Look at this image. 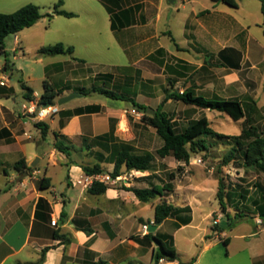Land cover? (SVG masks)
Masks as SVG:
<instances>
[{
    "label": "crops",
    "instance_id": "0c3cea01",
    "mask_svg": "<svg viewBox=\"0 0 264 264\" xmlns=\"http://www.w3.org/2000/svg\"><path fill=\"white\" fill-rule=\"evenodd\" d=\"M20 1L0 0V13H12L28 2L39 7L45 2L52 3L54 7L59 0H27L22 4ZM62 1L61 9L74 13V17H44L14 34V45L8 43L9 49L4 45L12 60L8 70L10 81L7 86L0 87V264H92L99 260L104 264H153L159 245L155 241L149 242L143 226L153 223L154 217L145 218L139 210L148 203L154 210L163 199L176 206L180 203V206L191 208L193 197H198L201 192L200 183L188 180L178 183L174 173L172 192L142 202L133 191L124 187L163 185L168 180L158 182V179L165 170L153 166L145 172L125 171L119 181H116L117 177L112 179L113 182L103 178H110L109 174L86 175L84 166L100 164L108 173L113 170L114 164L108 162L112 151L110 145L118 141L132 144L136 152L141 153L132 137L125 139L116 129L117 122L119 129L126 130L127 120L110 110L113 105L71 102L48 118L36 119L23 111V104L30 100L25 98L21 83L32 89L35 101H39L44 88L40 87L39 92L34 84H43L45 80L57 89H64L57 99L73 92L81 94L80 89L106 87L115 90L118 87L125 89L122 93L136 101L138 95L152 97L151 90L164 81L175 92L192 89L206 98L236 99L250 104L255 120L264 108V102L261 104L264 95L262 2L235 0L237 6L233 7L221 0H177L174 4L167 0ZM49 13L53 14V8ZM42 22L54 33L56 44L73 47V54L29 56L45 47L48 32L37 27ZM100 36L106 37L101 44ZM99 51L123 57L122 63L111 65L120 73L121 83L116 82L115 74L110 80L100 76L111 72L93 71L94 62L89 57ZM5 65L6 60L0 64V70ZM79 70L91 72L87 82L77 84ZM15 80L18 86L14 84ZM93 94L98 93L81 94L80 98ZM17 95L24 99L22 111L18 108ZM169 101L181 105V102ZM183 107L189 109V106ZM175 118L180 119L174 115ZM40 121L49 126L45 138L36 127ZM123 122L124 129L121 127ZM112 128L113 139L108 143H93L97 136L109 133ZM55 133L69 146V154L56 148ZM21 160L31 169L18 171L15 164ZM36 161V167L32 168ZM175 164L169 165L171 170L176 168ZM177 164L183 166L184 163ZM24 172H28V176L18 181ZM127 173H131L130 178L124 176ZM43 178L49 181L41 187ZM95 179L107 184L106 193L94 195L89 192ZM185 193L192 197L188 198ZM179 199L182 200L177 203ZM217 212L219 209H213L209 215ZM54 219L57 221L55 226L51 224ZM191 224L181 225L176 231ZM205 234V243L192 259L193 264H200L202 255L223 239H229L227 247L234 243L225 230L216 232L211 227ZM261 234L264 231L249 235ZM250 251L251 262L257 259L259 264H264V240Z\"/></svg>",
    "mask_w": 264,
    "mask_h": 264
},
{
    "label": "rangeland",
    "instance_id": "374dc122",
    "mask_svg": "<svg viewBox=\"0 0 264 264\" xmlns=\"http://www.w3.org/2000/svg\"><path fill=\"white\" fill-rule=\"evenodd\" d=\"M25 1L27 0H21L19 3L22 4ZM29 3L38 5L34 2H28L26 4ZM44 4V6L42 5L40 7L41 11L44 14L49 13L50 9L53 8L52 3L45 2ZM14 6H12L13 9L15 8ZM16 10L14 9L13 12ZM45 21L46 23H48V18H46ZM46 23L42 22L41 24H38L39 26H37L40 28L39 30H47L48 32L44 40L45 47L56 44L54 33L49 31L48 24L46 25ZM104 39L106 40V37L100 36L99 44H101ZM13 40L14 34L9 35L5 39L4 44L6 45V48L9 49V46L14 45ZM36 54L40 55V53L32 52L29 56L34 57L36 56ZM8 55L6 51H0V64H3L5 60H12L11 57ZM89 58L92 62H94L92 64V66L94 67V72H111L112 74L116 75V82H122V79L120 78V73L114 71V68L111 65H113L114 63H122L123 57H120L117 54L111 55V53L108 55V53L104 51H99ZM90 75L91 72L79 70L76 74V78L78 79L77 84H82L84 80V82H87V79L88 77H90ZM15 82L14 84L18 86V82L16 80ZM70 84L72 85L73 82H71ZM161 84L162 85H159L155 90H151V92L153 91L152 93L156 97L153 95L152 97L148 96L143 98L138 95L136 101L139 104L147 108H152L154 110H156L160 106V104H162V108L164 111L172 115H176L180 118L174 119V125L176 130H182L190 120L197 119L204 114L208 118L210 126L220 134H224L227 136H233L236 134L239 135L241 134L242 130L246 127L245 119L234 121L228 115L219 111L210 112L208 110L203 111L198 108L190 107L188 110H185L183 107L184 104L182 102L181 105L183 106L175 102H170L169 100L165 101L166 96L171 94L174 90L169 86V84H166V82L164 83V81H162ZM34 86H36L39 92L41 89L43 90L42 83L40 84L37 82L34 84ZM117 88L118 87H115L116 91L125 92V89ZM17 89L20 91V88ZM136 90L139 91L140 89L136 88ZM17 100L19 101V111H22L21 103L24 99L23 97H21V95H17ZM57 101L58 99L56 100V102ZM26 102L28 101H25V103ZM70 102L72 104L99 103L106 106L113 105L110 107V110L113 111L116 115H119L120 113L121 118L126 119L128 123V128L126 130H121V128L119 129V125L116 122V129L118 133L120 132L121 136L125 139H129L130 137H132L133 142L138 146L139 152L153 153L155 155L154 166L160 168L161 170H165V172L161 173V181L158 179V182H164V180H168L169 174L173 172L177 176L178 183H183L187 180L192 183H200V185H198L201 189V192H198V197H193L190 213L187 214L186 212H182L178 215L175 214V216L170 217L169 219L164 221V224L161 225V228L159 227L155 230V232H152L153 234H158L163 237H169L167 239L169 246L172 245L171 240H173V243L175 242L174 249L177 250V254L179 257V260L177 262H168L166 258L160 259L159 264L163 262H165L163 264H179L180 261L190 262L200 253L201 248L205 243V230L207 228L212 227V229L215 228L214 231L219 232L221 231L219 229V226L224 225L223 221L227 223L231 222V225L229 227L225 226L223 230L227 231L228 235L232 237L234 242L233 245L227 247L222 241H220L214 246V248H212L206 254L202 255L200 264H259V260L253 259V261L251 262L248 256L252 253V251H250V248H254L255 246L257 247L259 244H261V241L264 240V234H261L259 236H252L249 234L251 232L261 233L262 231H264V221L258 215L254 202L255 200H258L261 195L262 189H264V173H260L253 168H245L242 164V154L240 153L237 154L236 159L232 161L229 165L223 166V159L231 148L230 140L209 138L207 144L208 146H212H210L207 151H202L197 155H193L188 165L183 164V166H181L177 164L178 162L171 156L163 159L157 155V150L163 145V140L152 126L142 121L144 114H147V112L144 113V110H139L137 108L135 109L129 101L113 100L102 94H93L91 96H85L83 98H75L69 101L68 103ZM262 102H264V95L261 97V104ZM68 103L61 106L57 105V107L60 110L65 107ZM261 104H258L257 106L260 107ZM118 105L124 106V108L121 110L116 107ZM133 110H136V113H134ZM117 121H119V118H117ZM255 124L259 127L261 131L264 132V108H262L261 112L256 115ZM210 142L212 143L209 144ZM173 163H176L175 165L177 166L175 169L171 170V166L169 165H173ZM130 174L131 173H127L124 176H128L130 178ZM220 177L224 179L228 192L237 195L234 196L235 200L232 201V203H238L239 201L238 205H240L241 203L240 207L245 209V217L243 219L237 221L235 220L236 210L234 208H230V218L220 211L219 201L215 197V194L217 193L218 189L217 183ZM103 178L109 182H113V180H110V178L107 176H103ZM119 179L120 177L117 178L116 181H119ZM119 185L120 184H118V186ZM239 194L246 195V199H241L239 197ZM184 195L189 196L188 198L192 197V194L189 193H185ZM182 199L177 200V203L181 202ZM178 207L184 208L186 206H180L179 203ZM213 209H219V212L215 214L211 213L209 215V213ZM139 212L145 218L152 219L154 217V210L151 208V205L149 203L144 204L139 210ZM187 219L191 220V226L183 230L176 231L177 229H179L182 222ZM259 219L262 220V223L260 225L257 224V220ZM215 220H220V222L215 224ZM149 224L150 223H148V225ZM144 226L143 231L146 232V234L149 233L148 230H144ZM165 237L163 239H165ZM245 247H247V250L249 252L245 249ZM158 248L160 249V247ZM158 248L157 251L159 250ZM153 264H155V262Z\"/></svg>",
    "mask_w": 264,
    "mask_h": 264
},
{
    "label": "trees",
    "instance_id": "16d2710c",
    "mask_svg": "<svg viewBox=\"0 0 264 264\" xmlns=\"http://www.w3.org/2000/svg\"><path fill=\"white\" fill-rule=\"evenodd\" d=\"M222 2L236 7L237 3L235 0H221ZM262 2V10L264 13V0ZM63 1L59 0L53 7V14H44L38 5L29 3L12 13H0V51L5 52L4 43L5 39L11 35L21 32L22 30L29 28L36 24L39 20L44 17L52 18L54 15H62L68 18L74 17L75 14L67 12L61 9ZM73 47L65 46L63 43H57L51 46L43 47L40 49V54L47 55H59L73 54ZM5 69L10 71L9 61L6 60ZM108 80L113 78V74H102L100 75ZM22 88L25 90V98L27 100H34L33 91L31 88L27 87L23 82L21 83ZM43 94L39 99L40 105L52 104L56 102L57 98L63 93L64 89H57L47 80L43 83ZM83 95H89L91 93H98L105 95L106 97L113 100L129 101L133 107L139 110H144L147 112V107L137 103L133 97L124 94L122 92L115 91L113 89H108L106 87H92L91 89L79 90ZM173 100L182 102L184 105L199 109H208L210 111H219L228 115L232 120L239 121L245 119L246 127L242 130L241 134L236 136H227L216 132L211 126L208 118L205 115L200 116L197 119H192L188 124L180 131L176 130L174 125V115L166 112L162 108V104L155 110L153 115L144 114L142 121L150 126H152L157 134L163 140V145L157 150V155L160 158L173 157L178 162L188 165L190 163L193 155H197L202 151H207L210 146L207 144L210 139H228L231 142V148L227 155L223 159V166L229 165L237 157V154H242V164L245 168H253L260 173H264V132L259 129L255 124V120L252 116L251 105L243 104L241 101L236 99H219V98H206L204 96L196 94L192 89H186L182 93L173 91L171 94L166 96L165 101ZM36 127L41 130L42 137L47 136L49 126L45 122H37ZM122 129L126 128L125 123L121 124ZM114 129L107 134L97 136L93 143H102L106 141L107 143L113 139ZM56 136V148L66 154H69V146H67L63 141L59 140L60 135L55 133ZM210 142L209 144H211ZM112 151L108 158V162L114 164L113 170L107 172L101 167L100 164H95L93 166H84L83 171L88 176H97L102 174H109L111 179H116L122 176L125 171H150L155 162V155L151 152L137 153L134 146L125 141H118L117 143L110 145ZM15 168L18 171L30 170L25 161L21 160L15 164ZM168 181L163 185H156L151 188H127L126 190H131L135 193L137 198L142 202H149L157 197H165L170 192L173 191L174 185V173H170L168 176ZM45 181L49 179L43 178L40 186H45ZM48 186V185H47ZM108 189L107 184L104 181L94 180L89 192L94 195H101L106 193ZM237 196L233 193L228 192L227 186L224 179L220 177L218 179V191L216 198L220 204V211L230 218V208L236 210L235 220H240L245 217L244 208H241L237 202H233ZM239 197L243 200L246 199V195L239 194ZM255 208L258 215L264 221V189L261 191V195L258 200H255ZM182 212L190 213V207L186 206L180 208L173 203H169L166 200L157 204L154 208V223H163L170 217L175 216V214H180ZM191 222L190 219L182 222L181 225H187ZM150 223V222H149ZM228 227L231 222L227 223ZM180 225V226H181ZM225 226L220 225L219 229L223 230ZM215 230V228L213 229ZM59 237V235H55ZM149 241H155L159 243L160 249L154 254L155 264H159L160 259L166 258L168 262L178 261L179 257L174 249L173 240H171L172 245L169 246L167 239L169 237L160 236L158 234L147 233L145 236ZM66 242H69L67 239ZM225 246L229 244V239H223L222 241ZM49 247L43 250L41 261ZM194 260L191 262H179V264H193ZM40 264V263H37ZM92 264H104L102 260L94 262Z\"/></svg>",
    "mask_w": 264,
    "mask_h": 264
},
{
    "label": "built area",
    "instance_id": "2783aa9c",
    "mask_svg": "<svg viewBox=\"0 0 264 264\" xmlns=\"http://www.w3.org/2000/svg\"><path fill=\"white\" fill-rule=\"evenodd\" d=\"M183 1H190V0H183ZM9 81H10L9 71H7L5 68H2L0 70V87L7 86ZM22 108L26 114H28V115L36 118V119H40V120L48 118V117L54 115L58 111L57 106H51L50 105V106L46 107L44 105H40L39 102L35 101V100H31V101L24 103ZM133 112L136 113V110H133ZM91 185H92V182H91L90 186ZM219 222H220V220H215L214 223L217 224ZM56 223H57V221L55 219L51 221V224L53 226H55ZM261 223H262V220H260V219L257 220L258 225H260ZM144 230H148V225L144 226Z\"/></svg>",
    "mask_w": 264,
    "mask_h": 264
},
{
    "label": "water",
    "instance_id": "95a60500",
    "mask_svg": "<svg viewBox=\"0 0 264 264\" xmlns=\"http://www.w3.org/2000/svg\"><path fill=\"white\" fill-rule=\"evenodd\" d=\"M169 3H171V4H174L177 0H167ZM78 97H81V94L80 93H78V92H73V93H70V94H68V95H66V96H63V97H61V98H59L58 99V101L57 102H54V103H52V104H45L44 106H57V105H59V106H61V105H64V104H66V103H68L69 101H71V100H73V99H75V98H78ZM155 113V110L154 109H152V108H147V114H149V115H153ZM36 165H37V161H36V163H32V168H35L36 167ZM28 176V172H24L20 177H19V179H18V181H21L23 178H25V177H27ZM223 224H227V222H225V221H223ZM161 225V222H158V223H150L149 225H148V232L149 233H152V232H155V230L158 228V226H160ZM155 244L156 245H159V243L158 242H155Z\"/></svg>",
    "mask_w": 264,
    "mask_h": 264
}]
</instances>
